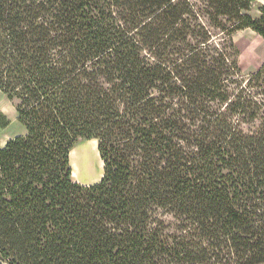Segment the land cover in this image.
I'll list each match as a JSON object with an SVG mask.
<instances>
[{
  "label": "trees",
  "instance_id": "obj_1",
  "mask_svg": "<svg viewBox=\"0 0 264 264\" xmlns=\"http://www.w3.org/2000/svg\"><path fill=\"white\" fill-rule=\"evenodd\" d=\"M246 30L264 41L256 0H0V91L26 130L0 147V264H264ZM91 140L103 177L82 185Z\"/></svg>",
  "mask_w": 264,
  "mask_h": 264
},
{
  "label": "rangeland",
  "instance_id": "obj_2",
  "mask_svg": "<svg viewBox=\"0 0 264 264\" xmlns=\"http://www.w3.org/2000/svg\"><path fill=\"white\" fill-rule=\"evenodd\" d=\"M250 14L258 17L254 11ZM234 40L240 50L239 60L243 75L247 76L259 70L264 64V43L261 41L263 39L251 30H246L237 33ZM1 93L0 112L10 122L6 128L0 127V147H4L10 140L25 135L26 130L18 121L14 104ZM73 155V162L72 158L70 159L73 169L72 180L82 185L98 183L103 177L104 166L98 152V142L96 140L80 142L74 148Z\"/></svg>",
  "mask_w": 264,
  "mask_h": 264
},
{
  "label": "crops",
  "instance_id": "obj_3",
  "mask_svg": "<svg viewBox=\"0 0 264 264\" xmlns=\"http://www.w3.org/2000/svg\"><path fill=\"white\" fill-rule=\"evenodd\" d=\"M256 2L258 3V4H260V5H263L264 6V0H256ZM254 12H256L257 13V16H259L260 14H259V12L258 11H256V10H254ZM254 33V32H253ZM255 34V33H254ZM257 35V34H256ZM258 36V35H257ZM263 43H264V41L263 40H261Z\"/></svg>",
  "mask_w": 264,
  "mask_h": 264
},
{
  "label": "bare ground",
  "instance_id": "obj_4",
  "mask_svg": "<svg viewBox=\"0 0 264 264\" xmlns=\"http://www.w3.org/2000/svg\"><path fill=\"white\" fill-rule=\"evenodd\" d=\"M1 93V92H0ZM2 94V93H1ZM3 95V94H2ZM96 148H97V143H96ZM74 150L71 152V158H72V162H73V159H74Z\"/></svg>",
  "mask_w": 264,
  "mask_h": 264
}]
</instances>
